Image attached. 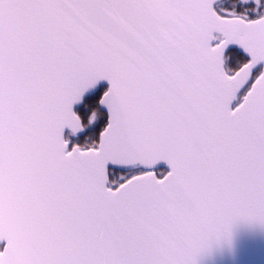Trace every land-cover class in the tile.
<instances>
[{
	"label": "snow or ice",
	"instance_id": "obj_1",
	"mask_svg": "<svg viewBox=\"0 0 264 264\" xmlns=\"http://www.w3.org/2000/svg\"><path fill=\"white\" fill-rule=\"evenodd\" d=\"M264 227V0H0V264H196Z\"/></svg>",
	"mask_w": 264,
	"mask_h": 264
},
{
	"label": "water",
	"instance_id": "obj_2",
	"mask_svg": "<svg viewBox=\"0 0 264 264\" xmlns=\"http://www.w3.org/2000/svg\"><path fill=\"white\" fill-rule=\"evenodd\" d=\"M196 264H264V227L234 223L230 238L214 243L196 258Z\"/></svg>",
	"mask_w": 264,
	"mask_h": 264
}]
</instances>
